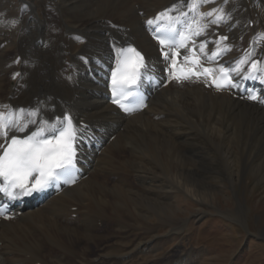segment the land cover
<instances>
[{
    "label": "bare ground",
    "instance_id": "bare-ground-1",
    "mask_svg": "<svg viewBox=\"0 0 264 264\" xmlns=\"http://www.w3.org/2000/svg\"><path fill=\"white\" fill-rule=\"evenodd\" d=\"M173 1L183 5L187 2L45 0L41 7L43 15L36 2L24 0L21 4L23 17L17 16L12 23V37L19 38L17 50L14 54L0 51L1 112L11 106L29 108L32 113L36 109L45 115L51 114L53 107L55 111L71 109L93 127L113 128L112 122H120L124 130L115 131L116 140L96 158L88 178L47 201L44 212L42 208L28 211L20 217L26 221L12 228L0 223V241L10 240L0 251V264H95L82 250L76 252L75 245L82 238L95 241L99 218L114 221L120 229L119 234L115 233L119 236L128 232L130 219L134 226L140 224L150 230L177 227L181 219L160 214L165 209L174 210L175 206L161 202L160 198H172L173 193L180 191L205 203L211 197L215 199L216 189L201 175L210 174V169L233 187L246 174L259 184L264 182V107L226 92H205L195 86L168 87L155 95L145 111L122 119L104 98L105 89L91 79L112 50L127 41L142 48L155 63L157 47L146 25L155 12ZM198 3L205 15L204 24L230 34L226 48L229 53L224 60L243 71L247 55H242L238 44L246 46L250 40L256 46V56H264V0ZM3 7L1 4V19L6 15ZM3 32L0 37L11 36L8 30ZM239 37H243L241 43ZM80 38L84 44L75 50ZM19 61L23 62L21 68L17 66ZM15 68V75L21 74V78L11 82L8 89L6 76ZM117 152L123 155L122 159ZM131 172L139 189L131 187ZM100 174L110 176L102 181ZM75 202L81 204L80 225L60 224L57 216L66 217L69 203ZM152 215L160 216L159 223L147 222ZM22 225L26 228H20ZM47 245L48 253L39 251V247ZM141 251L138 249V253ZM10 253L23 255L10 257ZM188 262L189 257H182L174 264Z\"/></svg>",
    "mask_w": 264,
    "mask_h": 264
},
{
    "label": "rangeland",
    "instance_id": "rangeland-1",
    "mask_svg": "<svg viewBox=\"0 0 264 264\" xmlns=\"http://www.w3.org/2000/svg\"><path fill=\"white\" fill-rule=\"evenodd\" d=\"M29 1L36 2L39 13L43 15L41 7L43 3L45 4V0ZM23 3L24 0H2V3L0 0V8L2 4V6H5L3 7V11L6 12V15L1 19L0 34L7 30L11 34L9 38H5L3 35L0 37V46L6 42L5 47H0V51L5 49L8 53L14 54L17 50L18 45L16 40L18 42L19 38L12 37V34L15 32L12 23L16 21L17 16L20 19L23 17V13H21V4ZM17 66L21 68L23 62L19 61ZM17 70L15 68L11 74L6 76V82L9 84L8 89L11 82L14 81L11 78H13V74H16ZM20 78L21 74L16 79L19 80ZM210 171V174H206L205 172L201 174L205 176V182L215 188V191L218 193V197L215 199L213 197L207 199L210 204L209 202L205 203L194 198H188L180 191L173 193L172 198H160L161 202L170 204L169 206H172L171 204L175 206L174 210L166 211L167 209H165L166 212L163 211L160 214L163 217L181 219L179 231L167 233L171 231L169 228L159 227L158 231L150 232L145 230V227L140 226V224L134 226L133 220L130 219L131 226L128 225L126 228L130 229L127 236L117 237L120 229L115 227L116 224L113 221L112 227H115L114 233L111 232V228L106 229L105 227L103 231L98 233L93 242L87 238H82L87 244L83 241L77 244L78 252L80 250L86 251L89 258L96 259L102 253H110L111 249L119 248L118 253L111 254L112 258L116 259L122 257L128 251L132 252L140 242L150 241L154 234L160 233L165 238L172 236L173 242L168 245L164 244V246L159 247L154 252L150 251L145 259L146 262H144V257L142 259L139 256H127L129 260L125 261L124 264H151L152 258L156 256L168 257L175 254V251L176 257H178L177 255H179L180 251L184 253L183 255H187V258L189 257L188 264H264V249L263 245L260 244L264 243V182L259 184L250 174H246L242 180L235 182L236 184L233 187L232 183L226 180L225 184L216 170L210 169ZM109 182L112 183V181ZM133 184L134 186L137 185L134 180ZM208 217L214 218L208 219ZM222 218H227L229 222L226 221L225 223ZM159 219V215H152V219L148 218L147 222L149 224L159 223ZM106 222L108 223L109 221ZM116 232L117 234H115ZM170 240L168 239L165 242H169ZM89 243L90 245H88ZM161 243L164 242L161 241ZM100 246H102L101 249ZM241 246H243V250L238 257L236 254ZM94 247L99 250L95 253L87 251L92 248L94 249ZM182 257L185 256H181L180 259ZM171 259L169 257V260Z\"/></svg>",
    "mask_w": 264,
    "mask_h": 264
},
{
    "label": "snow or ice",
    "instance_id": "snow-or-ice-1",
    "mask_svg": "<svg viewBox=\"0 0 264 264\" xmlns=\"http://www.w3.org/2000/svg\"><path fill=\"white\" fill-rule=\"evenodd\" d=\"M148 23L151 24L152 21ZM157 39L161 45L168 43L159 36ZM221 39H227V37H221ZM129 53L134 54V58L128 55ZM164 55L167 57L169 54L165 52ZM213 55L215 56L216 53ZM175 66L176 61L173 60V67ZM143 67V57L135 48L122 51L117 68L112 73L114 96L118 94L122 96L124 91H128L131 95V87L138 85L141 79L140 69ZM252 67H256L255 62ZM211 72V69H204V73ZM250 98L255 100L256 96L253 95ZM114 102L120 103L119 100ZM25 119L23 110H20L19 114L13 113V119L10 121L5 114L0 113V136L5 139V144L0 145L3 148V154L0 155V178L3 180L0 183V192L10 198L15 197V189H20L23 194H31L70 175L75 168L74 144L77 134L70 117H64L63 120L57 117L55 123L42 121L41 126L35 131L26 133L24 138H19L15 133L24 132L28 124L36 123L34 120H28L25 123ZM9 132L13 134L9 136ZM30 178L32 182L29 185Z\"/></svg>",
    "mask_w": 264,
    "mask_h": 264
},
{
    "label": "trees",
    "instance_id": "trees-1",
    "mask_svg": "<svg viewBox=\"0 0 264 264\" xmlns=\"http://www.w3.org/2000/svg\"><path fill=\"white\" fill-rule=\"evenodd\" d=\"M261 245H263V249H264V243H260Z\"/></svg>",
    "mask_w": 264,
    "mask_h": 264
}]
</instances>
